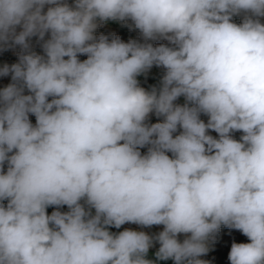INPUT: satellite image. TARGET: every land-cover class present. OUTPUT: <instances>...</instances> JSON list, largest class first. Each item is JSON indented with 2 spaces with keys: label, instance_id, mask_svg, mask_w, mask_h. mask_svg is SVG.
<instances>
[{
  "label": "clouds",
  "instance_id": "obj_1",
  "mask_svg": "<svg viewBox=\"0 0 264 264\" xmlns=\"http://www.w3.org/2000/svg\"><path fill=\"white\" fill-rule=\"evenodd\" d=\"M261 17L264 0H0V50L22 49L0 67V264H209L221 226L249 241L230 264H264ZM107 20L145 42L95 36ZM153 66L165 73L146 91ZM125 223L163 230H108Z\"/></svg>",
  "mask_w": 264,
  "mask_h": 264
},
{
  "label": "rangeland",
  "instance_id": "obj_2",
  "mask_svg": "<svg viewBox=\"0 0 264 264\" xmlns=\"http://www.w3.org/2000/svg\"><path fill=\"white\" fill-rule=\"evenodd\" d=\"M66 2L69 5H72L74 3V0H66ZM49 6H45V11H47V8ZM243 15H237L232 18V22L240 24L242 23ZM261 23H264V17L260 18ZM98 28L96 29L94 35L99 37L101 34L106 35L109 37V40L113 36H118L122 42H129L130 40H136L140 43H144L141 33L139 30L134 29L133 27H130L132 22L125 21H117V20H107L104 22H99ZM22 30L20 27H17V32ZM50 38V34L45 35V40ZM30 44V50L35 52L38 55H44L43 49H42V43L43 41H40L38 37H32L29 39ZM149 43H152L153 46H159L161 44L168 45V41L166 40H155V41H148ZM171 46V45H168ZM22 49L19 46H10L6 47L4 50H0V67H3L5 64L11 66L14 63L19 62V55L21 54ZM78 58L83 61L87 57L84 55L78 56ZM165 73V69L162 67H156L153 66L150 70H148L146 73L141 74L137 77V80L139 82V86L144 88L146 91H151L153 87L159 89L160 88V82ZM11 73L8 76L0 77V89H3L4 87L8 86L11 83ZM25 94H29L27 90L25 91ZM51 100V98H49ZM177 105H184L186 103L185 98L183 96L179 97L176 101H174ZM163 117H157L155 113H151L146 121L148 124L163 122ZM200 119L203 120L205 123L208 121V116L201 114ZM29 120L30 122L35 125L36 120L35 116L32 114H29ZM181 129L178 128L177 132L174 133L175 135L180 134ZM209 135L213 136L214 138H219L218 134L215 133L212 130H209ZM243 135L240 131H234L231 133V136L233 139L239 141L241 136ZM142 155L147 154L148 146H145L144 148L139 149ZM169 156H171V153H167ZM7 170V165H5V171ZM81 204H84L86 210H88V206L84 203V201H81ZM49 212L48 214L51 215L53 211H60L62 213H65L69 211L68 207L66 205L60 206L57 208L56 206H49L48 207ZM91 213L94 215L95 210L91 209ZM115 231H123L125 229L134 230V231H143L147 233L150 236H155L160 231L163 230V225H154L151 227H142L137 224L133 223H125L122 225L119 229L111 227ZM186 238L185 234H180L178 236V239L182 242ZM248 243V238L244 236L240 231L230 229L224 226H221L219 232L215 235L214 239H209L208 241V248L209 251L207 254L200 257V259H203L205 261H208L209 264H230V261L228 260V254L231 250L232 243ZM152 249H158L159 244L154 243Z\"/></svg>",
  "mask_w": 264,
  "mask_h": 264
},
{
  "label": "water",
  "instance_id": "obj_3",
  "mask_svg": "<svg viewBox=\"0 0 264 264\" xmlns=\"http://www.w3.org/2000/svg\"><path fill=\"white\" fill-rule=\"evenodd\" d=\"M110 232L114 233V234H118V231L113 230L111 227L108 229ZM158 249H152L150 248L146 258L149 260H153L156 261V257H155V253ZM156 264H173L172 260H167V261H156Z\"/></svg>",
  "mask_w": 264,
  "mask_h": 264
},
{
  "label": "trees",
  "instance_id": "obj_4",
  "mask_svg": "<svg viewBox=\"0 0 264 264\" xmlns=\"http://www.w3.org/2000/svg\"><path fill=\"white\" fill-rule=\"evenodd\" d=\"M25 91H26V90H25ZM4 203L6 204V203H7V201H5ZM46 211H47V213H48V212H49V209L47 208V210H46Z\"/></svg>",
  "mask_w": 264,
  "mask_h": 264
}]
</instances>
